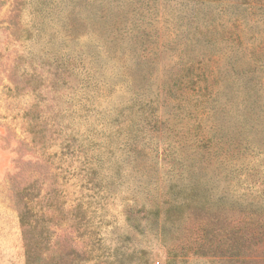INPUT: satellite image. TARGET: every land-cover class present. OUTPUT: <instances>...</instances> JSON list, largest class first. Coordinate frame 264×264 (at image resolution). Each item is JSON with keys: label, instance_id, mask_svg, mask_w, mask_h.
Masks as SVG:
<instances>
[{"label": "rangeland", "instance_id": "rangeland-1", "mask_svg": "<svg viewBox=\"0 0 264 264\" xmlns=\"http://www.w3.org/2000/svg\"><path fill=\"white\" fill-rule=\"evenodd\" d=\"M0 238L264 264V0H0Z\"/></svg>", "mask_w": 264, "mask_h": 264}, {"label": "trees", "instance_id": "trees-1", "mask_svg": "<svg viewBox=\"0 0 264 264\" xmlns=\"http://www.w3.org/2000/svg\"><path fill=\"white\" fill-rule=\"evenodd\" d=\"M23 224V221H22ZM41 257L39 253H36V250H33L29 245H26V263L27 264H40ZM67 262V261H66ZM62 264H74V263H62Z\"/></svg>", "mask_w": 264, "mask_h": 264}, {"label": "crops", "instance_id": "crops-1", "mask_svg": "<svg viewBox=\"0 0 264 264\" xmlns=\"http://www.w3.org/2000/svg\"><path fill=\"white\" fill-rule=\"evenodd\" d=\"M11 234V238L9 239L11 242L14 241V233H10ZM0 241H1V238H0Z\"/></svg>", "mask_w": 264, "mask_h": 264}]
</instances>
